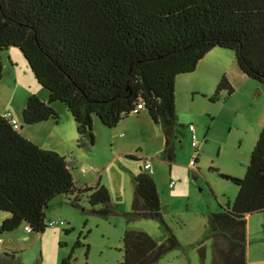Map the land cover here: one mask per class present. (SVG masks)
I'll use <instances>...</instances> for the list:
<instances>
[{
	"label": "trees",
	"instance_id": "16d2710c",
	"mask_svg": "<svg viewBox=\"0 0 264 264\" xmlns=\"http://www.w3.org/2000/svg\"><path fill=\"white\" fill-rule=\"evenodd\" d=\"M11 47L22 51L47 94L46 101L37 94L28 97L25 125L58 122L53 104L63 102L75 120L77 144L85 147L95 143V121L112 128L145 109L162 129L161 156L172 162L178 76L221 47L233 50L240 71L264 86V0H0V81L2 53ZM223 91H234L225 75L211 101ZM21 128L0 115V234L23 224L43 232L45 208L59 194L74 207L86 198L87 213H113L104 185L78 186L73 162L26 138ZM220 176L237 186V194L209 213L200 244L212 240L210 264H248L247 216L264 211V123L244 176ZM132 184L126 220H157L167 236L158 241L146 231L126 230L118 264H155L180 243L163 218L151 173L142 169ZM0 264L22 263L16 252L4 251Z\"/></svg>",
	"mask_w": 264,
	"mask_h": 264
},
{
	"label": "rangeland",
	"instance_id": "374dc122",
	"mask_svg": "<svg viewBox=\"0 0 264 264\" xmlns=\"http://www.w3.org/2000/svg\"><path fill=\"white\" fill-rule=\"evenodd\" d=\"M210 51L198 69L183 73L177 81L178 131L172 162L161 156L162 129L145 109L122 119L118 127L95 121V143L85 147L77 144L76 123L63 102L53 104L59 125L52 119L27 125L28 134L43 142L42 148L56 149L73 162L71 171L78 186L98 182L109 190L113 213L108 217L87 213L83 210L90 207L86 198L74 207L66 195H56L45 208V230L28 232L23 224L0 234V254L16 252L22 264H62L70 255V264H118L126 230L146 231L163 241L167 230L159 221H127L125 216L131 209L132 177L149 163L163 218L180 243L155 264H210L212 240L200 244L208 215L233 202L238 190L220 173L244 176L264 123V86L240 71L233 50L217 47ZM2 60L0 115L11 112L20 125L26 96L37 94L46 101L47 94L18 47L3 51ZM224 75L234 91H223L218 101H211ZM49 124H54L52 130ZM194 133L197 152L192 145ZM192 159L195 164L190 163ZM172 180L175 184L170 187ZM50 220L53 226L48 225ZM247 240L248 264H264V211L247 216Z\"/></svg>",
	"mask_w": 264,
	"mask_h": 264
},
{
	"label": "built area",
	"instance_id": "2783aa9c",
	"mask_svg": "<svg viewBox=\"0 0 264 264\" xmlns=\"http://www.w3.org/2000/svg\"><path fill=\"white\" fill-rule=\"evenodd\" d=\"M142 106H143V105L140 103V104L138 105V108H141ZM4 116L8 117V119H10V121L14 124L15 127L18 126L17 121H16V119L12 116L11 112H6V113L4 114ZM189 130L194 131V127H193V125H190V126H189ZM192 145H193L195 148L198 147V141H197V138H196L195 133L193 134ZM190 163L193 164V163H194V159H192V160L190 161ZM144 168H145V170L148 171L149 173H151V174L153 173V168H152L151 164L146 163L145 166H144ZM174 184H175V182L172 180V181L170 182V187H173ZM54 224H55V222H54L53 220H50L48 225L53 226ZM25 228H26V231H29V230H30V228H29L28 225L25 226ZM0 241H1V239H0Z\"/></svg>",
	"mask_w": 264,
	"mask_h": 264
},
{
	"label": "crops",
	"instance_id": "0c3cea01",
	"mask_svg": "<svg viewBox=\"0 0 264 264\" xmlns=\"http://www.w3.org/2000/svg\"><path fill=\"white\" fill-rule=\"evenodd\" d=\"M212 51V50H211ZM210 51V52H211ZM205 57H206V55L200 60V62L198 63V65H197V67H196V69H198V67H200L201 65H202V63H203V61H204V59H205ZM218 67H220L219 65H218ZM195 69V70H196ZM211 73V72H210ZM221 74V73H220ZM207 76H209V74L207 73L206 74ZM179 77L180 76H178L177 77V80H176V86H177V81H178V79H179ZM209 78H210V76H209ZM217 82V81H216ZM31 95V94H30ZM29 94L26 96V98L27 97H29L30 96ZM28 99V98H27ZM13 115V114H12ZM19 119H20V125L18 124V122H17V124H18V126H21L22 128H21V133L23 134V136H25L26 138H28V139H30L31 141H33V142H35V143H37L38 145H40V147L42 146V143H41V141L40 142H38V141H36V139L34 138V137H32L31 135H29L28 134V129H27V125H24L23 124V118H22V115L21 114H19ZM49 121V120H48ZM122 121V120H121ZM120 121V122H121ZM44 122H47V121H44ZM43 123V122H42ZM50 123V122H49ZM52 123V122H51ZM56 123V125H59L57 122H55ZM37 124H40V123H37ZM96 124L97 123H95V126H96ZM119 124V123H118ZM119 126H120V124H119ZM190 126V125H189ZM49 127H50V129L52 130V128L54 127V124H49ZM118 127V126H117ZM196 135V134H195ZM53 142H55V141H53ZM48 149H52V148H48ZM53 150H56V149H53ZM60 153V152H59ZM61 154V153H60Z\"/></svg>",
	"mask_w": 264,
	"mask_h": 264
}]
</instances>
